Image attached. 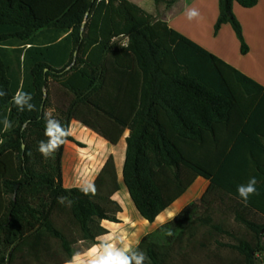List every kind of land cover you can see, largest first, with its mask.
I'll return each instance as SVG.
<instances>
[{"label": "trees", "instance_id": "obj_1", "mask_svg": "<svg viewBox=\"0 0 264 264\" xmlns=\"http://www.w3.org/2000/svg\"><path fill=\"white\" fill-rule=\"evenodd\" d=\"M154 1L169 9L178 0ZM258 2L219 0L215 31L230 25L248 50L233 7ZM44 30L53 39L35 45ZM52 82L71 97L54 113L69 130L76 120L112 146L129 131L122 181L142 219L154 223L197 178L210 182L199 200L142 238L137 247L149 258L145 264H189L193 251L212 242L240 256L225 264H258L264 255V87L129 0H0V89L7 92L0 119L6 115L13 124L6 133L0 124V264H66L78 245L90 249L109 234L104 221L121 223L112 155L95 193L84 195L64 186L62 167L65 144L84 148L79 141L69 133L49 158L37 150L46 139ZM21 88L32 94L36 111L13 105ZM252 176L259 194L245 204L237 185ZM62 196L71 206L59 202ZM230 217L247 237L229 228ZM225 236L237 243L222 244Z\"/></svg>", "mask_w": 264, "mask_h": 264}, {"label": "crops", "instance_id": "obj_2", "mask_svg": "<svg viewBox=\"0 0 264 264\" xmlns=\"http://www.w3.org/2000/svg\"><path fill=\"white\" fill-rule=\"evenodd\" d=\"M129 1L144 9L146 12L157 16V14L153 12V9L156 10L158 8L155 1L151 10H146L143 7L142 0ZM190 8H195L198 10L199 17L197 19L191 21L187 19L185 15V10ZM233 11L236 18L241 23L245 41L251 51L247 58H250V56H253V54L255 53V57H251V66L246 69L237 64H233V60H230L231 58H229V56L226 54L225 50H227L228 48V43L230 45H233V39L236 42L233 36L234 31L230 25H224L219 31L218 36L216 38L212 37L214 32V26L219 16V0H178L171 8L167 9L164 7L163 9H161V18L166 23H168L170 28L179 32L191 41L197 43L210 53L214 54L218 58L232 65L237 70H239L240 72H242L243 74H245L246 76H248L249 78L264 87V0H259L257 6L251 9L243 8L238 3H235ZM210 43L213 44L214 48H210V46H208L210 45ZM219 44H221V48L218 46ZM52 105L53 106L51 108L55 109L56 111L58 105L54 104V101H52ZM69 133L77 141L80 140L78 139V135H80L94 142H102V144H104L105 146H107L108 149H110L109 155H112L114 157L116 170H118V167L120 166V161L118 157L120 156H118V152L116 150L117 146L120 144L124 137L121 139L118 145L112 146L103 138L98 136L90 129L84 127L83 125H81V123L76 120H73L71 122ZM126 133V137H128L129 131H126ZM70 143L71 142H67L65 144L64 157L62 162L64 186L70 189L83 188L94 184L98 174L104 167L108 157L102 163L100 171L91 183H88V185L85 186L67 187L65 181L66 156L68 155V152L70 150H73L72 146L68 145ZM120 158L122 164V157ZM209 186V181L201 177L197 178V180L189 188V190L169 209L162 213L157 218V220L152 223L151 227L146 230L147 232L145 233L141 231L138 232L137 228L140 225L146 227L147 225H149L148 221L144 219L143 221H141L138 219L137 215L131 209V205L128 201L127 195H125L124 199L126 200V204L128 205L129 210L127 212L125 211L124 206L121 204L120 191L114 195L113 200L117 201L123 209V212L118 215V218L121 223L116 224L104 221L102 225L109 231V234L102 238H116L117 235V237L119 238L118 240H123L125 243L130 244L131 246L137 247L144 236L156 231L161 225L173 220L186 206H188L192 202L197 201V199L199 200L206 193ZM173 207H175L176 209L170 210ZM168 211L169 214L165 215ZM164 215L165 217H163ZM116 232H118V234H116ZM88 250L89 249H87L84 253H86Z\"/></svg>", "mask_w": 264, "mask_h": 264}, {"label": "rangeland", "instance_id": "obj_3", "mask_svg": "<svg viewBox=\"0 0 264 264\" xmlns=\"http://www.w3.org/2000/svg\"><path fill=\"white\" fill-rule=\"evenodd\" d=\"M143 1V7L146 10H151L154 5V0H142ZM158 8L156 10L153 9V12L157 14L161 18V9L166 6L160 5L157 6ZM219 32L217 33L215 31L214 26V32L212 37L216 38L218 36ZM233 36L236 40V42L233 39V45H230L228 43V48L226 51V54L231 58L230 60H233V64H237L243 68H249L251 66V57H255V53L253 56H250V58H247V56L251 53L250 48L248 44L245 41L246 46L248 47V50H242V42L239 40L235 32H233ZM54 35L49 32L48 30H44L36 34V36L33 39V42L35 45H43L48 42V40L53 39ZM245 40V38H244ZM210 48H214L213 44L210 43ZM220 48L222 47L221 44L218 45ZM15 47L8 48V52L10 54H13ZM51 90V96L52 101H54V104L58 105V107H65L68 104V101L71 99L70 96H68L65 91L60 88L56 83L52 82L50 85ZM124 135L123 140H125ZM78 140L84 148H81L77 146L74 143H70L68 145H71L73 150L68 152V155L66 156V166H65V181L67 187H73V186H85L88 185V183H91L92 180L96 177L98 172L100 171V168L102 166V163L106 160V158L110 157L109 155L110 149L107 148L102 142H94L87 138H84L83 136L78 135ZM121 141L120 144L117 146V154L118 156L122 157V164H121V158L118 157L120 161V166L118 167L117 173L119 178V183L121 185V192H120V198H121V204L124 206L125 211L127 212L129 210L128 205L126 204V200L124 199L125 195L128 197V201L131 205V209L134 211V213L137 215L138 219L143 221L139 213L137 212L132 200L129 197V194L127 192L126 187L123 184L122 181V171H123V164L125 160V152H126V142ZM198 200V199H197ZM218 206V205H217ZM176 209L175 207L171 208L170 210ZM130 212V211H129ZM169 214V211L165 214ZM220 214V215H219ZM219 219L225 218L224 215H221V212L219 213ZM165 215L163 217H165ZM161 219V218H160ZM257 220H260L259 218ZM149 225L146 227L143 225L138 226L137 231L138 232H147L146 230L151 227L152 224L148 222ZM229 224L231 230H234L239 237H247L248 232L242 228L237 226L233 223V218L230 217ZM164 225V224H163ZM162 226V225H161ZM160 226V227H161ZM155 232V231H154ZM153 233V232H152ZM118 234V232H116ZM151 234V233H150ZM116 238L119 239L116 235ZM249 238V237H248ZM121 239V238H120ZM221 243L224 245H233L237 242L231 238V237H221ZM87 250L85 244H80L76 247V252H82L84 253ZM216 255V256H215ZM240 256L237 255L234 251H232L228 247H219L214 242L210 244V249L208 250H197L193 251L191 253V256L189 258V264H225L227 262H234L236 260H239ZM37 264V263H33ZM175 264H184L179 262H176ZM258 264H264V255H261L258 261Z\"/></svg>", "mask_w": 264, "mask_h": 264}, {"label": "clouds", "instance_id": "obj_4", "mask_svg": "<svg viewBox=\"0 0 264 264\" xmlns=\"http://www.w3.org/2000/svg\"><path fill=\"white\" fill-rule=\"evenodd\" d=\"M185 15L191 21L199 17V12L195 8H190L185 10ZM6 95L7 92L0 89V97ZM32 100V94L25 92L22 88L17 89L12 96V103L20 112L36 111V105L32 103ZM54 112L55 109L49 108L43 114L45 121L44 136L46 139L39 142L37 150L44 158H49L56 153L65 144L69 135V129L55 117ZM0 124L3 125L2 131L5 133L13 127L12 122L6 115L0 119ZM3 143L4 140L0 139V144ZM257 184L258 180L255 176H252L247 183L237 185L238 196L245 204H247L250 197L259 194L256 187ZM81 191L84 195H90L94 194L96 189L94 184H91L81 188ZM58 200L62 204L66 201L69 206L72 204V201L68 197L62 196ZM148 259L146 253L140 251L138 247H133L117 238L101 237L98 238V242L86 253L79 251L73 253L71 259L66 264H145V261Z\"/></svg>", "mask_w": 264, "mask_h": 264}]
</instances>
